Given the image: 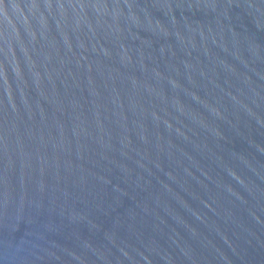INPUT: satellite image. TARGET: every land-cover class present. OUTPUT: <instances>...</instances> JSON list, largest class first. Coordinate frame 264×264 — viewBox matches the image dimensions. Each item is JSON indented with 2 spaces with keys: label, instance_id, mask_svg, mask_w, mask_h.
<instances>
[{
  "label": "water",
  "instance_id": "water-1",
  "mask_svg": "<svg viewBox=\"0 0 264 264\" xmlns=\"http://www.w3.org/2000/svg\"><path fill=\"white\" fill-rule=\"evenodd\" d=\"M0 264H264V0H0Z\"/></svg>",
  "mask_w": 264,
  "mask_h": 264
}]
</instances>
